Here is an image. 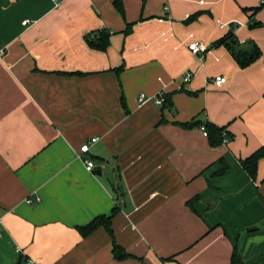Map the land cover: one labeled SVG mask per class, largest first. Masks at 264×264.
<instances>
[{
    "label": "crops",
    "instance_id": "obj_1",
    "mask_svg": "<svg viewBox=\"0 0 264 264\" xmlns=\"http://www.w3.org/2000/svg\"><path fill=\"white\" fill-rule=\"evenodd\" d=\"M261 2L0 0V264H230L234 246L237 264H264V156L254 177L241 164L264 147ZM100 29L104 51L84 40ZM229 32L260 57L239 67L215 44ZM91 137L88 171L76 153ZM99 215L111 232L81 235Z\"/></svg>",
    "mask_w": 264,
    "mask_h": 264
},
{
    "label": "trees",
    "instance_id": "obj_2",
    "mask_svg": "<svg viewBox=\"0 0 264 264\" xmlns=\"http://www.w3.org/2000/svg\"><path fill=\"white\" fill-rule=\"evenodd\" d=\"M115 5L120 8V3L115 1ZM264 5V2H261L260 5L252 8V10H259ZM259 22L253 23L252 25L257 26ZM129 28L127 27V32ZM110 33L106 29L93 30L84 35V40L87 45L95 50L104 51L109 45ZM215 44L224 45L228 51L231 53L233 58L236 60L237 65L241 68H244L260 57L261 50L258 45L252 41L247 42L245 45H241L238 40L235 38L232 32H229L224 37H221L219 40L215 42ZM120 68L116 69L119 71ZM170 94L164 95V103L161 106V110L169 109L171 106ZM163 121V119H162ZM182 126H186L185 123H179ZM206 130V136L209 138V142L212 145H216L222 141V132L224 130L223 127H218L210 122H202L200 123ZM264 156V147H260L256 151H254L251 155L246 157L241 161L243 168L252 176H255L256 165L258 160ZM196 201V197L188 201L189 204H192ZM99 226L105 227L108 232H111L110 229V216L99 215L93 218L90 222L77 226V230L83 236L88 235L93 230L98 228ZM113 255L116 259H123L129 256V254L125 253V251L117 244L113 243L112 247ZM239 255L236 246L233 247L231 253L230 264L239 263Z\"/></svg>",
    "mask_w": 264,
    "mask_h": 264
},
{
    "label": "built area",
    "instance_id": "obj_3",
    "mask_svg": "<svg viewBox=\"0 0 264 264\" xmlns=\"http://www.w3.org/2000/svg\"><path fill=\"white\" fill-rule=\"evenodd\" d=\"M168 10V6L167 4H165L163 6V11L164 12H167ZM28 21L27 20H24L23 23H27ZM220 26L222 27L223 24H220ZM187 48L188 50L197 57V59H201L204 54H206L207 52V46L205 44H203L202 42L200 41H191L187 44ZM192 76V71L190 69H187L186 71H184L183 73V81H188L190 80ZM226 76L224 75H215L213 78H212V83L219 87L221 85H223L225 82H226ZM149 100V97H147L144 93H140L139 94V97H138V101L139 103H144L145 101ZM152 101L159 105V106H162L163 103H164V94L162 92H159L157 93V95H155L153 98H152ZM201 130L203 131V135L206 136V130L203 126H201ZM98 139V137H91L90 139H88L87 141H85L82 145H80L77 153H76V156L78 159H80L84 166H85V169L88 170V171H91L95 166H94V162L89 158V157H86L84 154L86 152H88L89 150V145L93 142H95L96 140ZM228 136L225 132L222 133V143H227L228 142ZM37 200H39V198H37ZM27 202H30L29 199H27ZM28 262H30L28 260Z\"/></svg>",
    "mask_w": 264,
    "mask_h": 264
},
{
    "label": "water",
    "instance_id": "obj_4",
    "mask_svg": "<svg viewBox=\"0 0 264 264\" xmlns=\"http://www.w3.org/2000/svg\"><path fill=\"white\" fill-rule=\"evenodd\" d=\"M201 123L200 120H194V121H191L189 124H188V128H192L194 126H197ZM98 174L100 173V171L97 172ZM195 208L197 210L198 213H202L205 208H206V204L203 203L202 201L198 200L197 202H195Z\"/></svg>",
    "mask_w": 264,
    "mask_h": 264
}]
</instances>
